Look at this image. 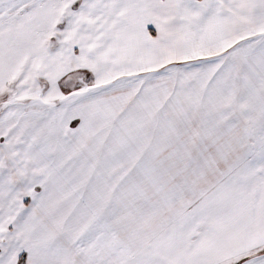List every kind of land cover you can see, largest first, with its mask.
Returning a JSON list of instances; mask_svg holds the SVG:
<instances>
[{
  "label": "snow or ice",
  "instance_id": "snow-or-ice-1",
  "mask_svg": "<svg viewBox=\"0 0 264 264\" xmlns=\"http://www.w3.org/2000/svg\"><path fill=\"white\" fill-rule=\"evenodd\" d=\"M0 264H264V0H0Z\"/></svg>",
  "mask_w": 264,
  "mask_h": 264
}]
</instances>
